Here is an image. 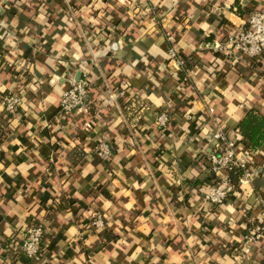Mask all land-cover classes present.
<instances>
[{
	"label": "crops",
	"instance_id": "crops-1",
	"mask_svg": "<svg viewBox=\"0 0 264 264\" xmlns=\"http://www.w3.org/2000/svg\"><path fill=\"white\" fill-rule=\"evenodd\" d=\"M149 3L155 16L140 0H0V101L22 99L14 114L0 106V264H264V239L244 255L263 217L264 146L239 145L254 175L225 205L203 200L215 134L264 116V55L214 46L264 0ZM71 79L88 80L92 101L63 115ZM100 141L114 146L108 166ZM34 223L45 241L30 260L18 248Z\"/></svg>",
	"mask_w": 264,
	"mask_h": 264
},
{
	"label": "built area",
	"instance_id": "built-area-1",
	"mask_svg": "<svg viewBox=\"0 0 264 264\" xmlns=\"http://www.w3.org/2000/svg\"><path fill=\"white\" fill-rule=\"evenodd\" d=\"M14 2L15 0H5ZM146 14L155 16L156 8L150 5L149 0H140ZM168 41L172 43V37L168 36ZM217 53L233 57L235 52L249 60H256L264 55V11H253L248 16L243 30L237 35L228 37L226 42L215 45ZM237 56V55H236ZM170 60L174 63L177 73L181 76L182 82L189 84L191 77L188 70L189 62L180 57L177 49L172 47L169 51ZM116 97L113 95L112 100ZM91 87L88 80L77 81L71 79L68 88L63 93L60 100V108L63 115H75L88 108L91 104ZM22 99L13 95L5 97L0 101L5 111L14 114L21 106ZM170 118L166 113L159 114L156 119L157 125L165 129L169 125ZM217 153L210 157V175L208 177L207 188L204 194V201L215 207L225 205L235 194L239 185H233L228 178L229 173L235 170L242 171L239 184L249 183L254 172L249 167V162L239 148L237 137L231 136L225 130H219L215 136ZM1 152V143H0ZM96 156L104 163L113 160L114 150L107 141H100L95 148ZM263 207L262 220L245 236L247 247L244 255L248 256L255 245L264 239V200L261 201ZM105 218L102 214L94 216L91 226L93 229H103ZM45 237V230L42 225L31 224L26 228L24 238L21 241L20 249L30 260H37L42 255L41 245Z\"/></svg>",
	"mask_w": 264,
	"mask_h": 264
},
{
	"label": "trees",
	"instance_id": "trees-1",
	"mask_svg": "<svg viewBox=\"0 0 264 264\" xmlns=\"http://www.w3.org/2000/svg\"><path fill=\"white\" fill-rule=\"evenodd\" d=\"M15 1L16 2L18 1L20 3L23 0H15ZM236 131H237L236 137L241 147L243 144V146L247 150L256 153L264 146V116L261 113L257 112L256 110L251 109L246 113L244 119L240 122ZM0 142H2L1 136H0ZM108 143L111 145L112 149L114 150L113 144L110 142ZM111 161L106 162L105 165L106 166L110 165ZM241 176H242V171L235 170L234 172L229 173L228 178L230 179L233 185L238 186V182ZM35 224L39 225V223H35ZM44 241L45 239H43V243L41 245L42 251L44 250ZM21 244L22 243H20L19 245ZM18 253L24 255L20 248H18Z\"/></svg>",
	"mask_w": 264,
	"mask_h": 264
}]
</instances>
